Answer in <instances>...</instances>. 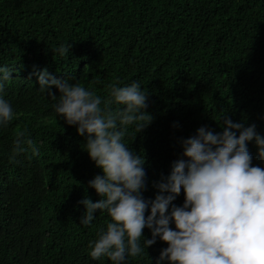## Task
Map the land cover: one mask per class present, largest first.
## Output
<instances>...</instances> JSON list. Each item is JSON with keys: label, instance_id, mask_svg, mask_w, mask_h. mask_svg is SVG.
Wrapping results in <instances>:
<instances>
[{"label": "trees", "instance_id": "1", "mask_svg": "<svg viewBox=\"0 0 264 264\" xmlns=\"http://www.w3.org/2000/svg\"><path fill=\"white\" fill-rule=\"evenodd\" d=\"M61 45H70L63 56ZM0 67L12 71L0 97L15 114L0 126V264H113L89 255L107 211L80 224L79 201L101 198L89 181L102 169L85 150L87 134L55 112L58 98L39 91L44 70L95 91L101 108L109 85H141L152 120L139 132L124 126L123 142L145 159V200L200 127L222 133L228 118L264 138V0H0ZM17 130L33 146L15 152ZM246 143L252 166L264 168L255 139ZM184 199L182 189L172 203ZM151 238L146 227L144 251L124 264H157L167 244L157 237L145 248Z\"/></svg>", "mask_w": 264, "mask_h": 264}, {"label": "clouds", "instance_id": "2", "mask_svg": "<svg viewBox=\"0 0 264 264\" xmlns=\"http://www.w3.org/2000/svg\"><path fill=\"white\" fill-rule=\"evenodd\" d=\"M69 48L61 45V56ZM11 73L0 67V93ZM39 84V91L58 98L57 115L68 125L78 126L79 135L87 134L85 150L103 172L89 181L101 198L79 201L85 208L80 224H90L97 210H106L111 218L106 231L89 242L92 260L107 256L113 264H124L127 256L140 255L147 227L152 238L143 239L145 248L157 237L167 244L157 264L165 260L169 264H264V168L252 166L246 143L255 139L264 158V138L255 132V125L245 128L225 118L222 133L197 129L196 135L182 141L184 159L172 163L170 174L154 184L159 193L145 200V159L123 142L124 126L136 124L139 132L152 120L144 111L147 96L141 85H109L112 99L101 108V97L80 83L59 81L44 70ZM52 86L59 97L50 91ZM113 102L124 107L113 111ZM14 115L11 104L0 97V126L10 123ZM15 135V152L24 151L22 143L33 146L32 140L25 139L26 130ZM32 151L36 154L38 149L32 147ZM182 189L184 203L177 207L172 202Z\"/></svg>", "mask_w": 264, "mask_h": 264}]
</instances>
